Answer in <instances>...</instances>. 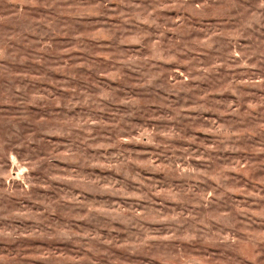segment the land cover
<instances>
[{
    "label": "rangeland",
    "instance_id": "obj_1",
    "mask_svg": "<svg viewBox=\"0 0 264 264\" xmlns=\"http://www.w3.org/2000/svg\"><path fill=\"white\" fill-rule=\"evenodd\" d=\"M0 264H264V0H0Z\"/></svg>",
    "mask_w": 264,
    "mask_h": 264
}]
</instances>
